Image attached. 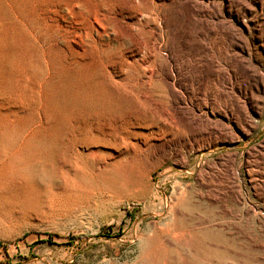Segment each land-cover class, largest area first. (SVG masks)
Masks as SVG:
<instances>
[{
	"label": "rangeland",
	"instance_id": "1",
	"mask_svg": "<svg viewBox=\"0 0 264 264\" xmlns=\"http://www.w3.org/2000/svg\"><path fill=\"white\" fill-rule=\"evenodd\" d=\"M154 1L0 0V264H180L173 217L186 264H264V0ZM187 25L206 36L181 50ZM171 62L220 131L146 138L179 125L143 77Z\"/></svg>",
	"mask_w": 264,
	"mask_h": 264
},
{
	"label": "bare ground",
	"instance_id": "2",
	"mask_svg": "<svg viewBox=\"0 0 264 264\" xmlns=\"http://www.w3.org/2000/svg\"><path fill=\"white\" fill-rule=\"evenodd\" d=\"M140 1L142 2L143 0H133L134 6H135L134 8L136 9V12H141L140 11V6H141ZM150 2L156 8H159L161 6L160 4H157L154 0H150ZM188 18H191V15H189ZM168 24L169 23H167V22H162V24H160L158 22L157 24H155L152 27L151 31H148L149 34L152 36V39H153L152 44L158 50L160 49V46H158L160 44V41L163 40L164 35L168 34L167 31H164V32L162 31V27H168ZM190 26H191V24H190ZM190 26L187 25L186 27L181 28L174 33L175 36L178 38L181 50L187 48L191 43L193 45L196 44L197 35L206 36V34L201 29H198L197 27H196L197 30L193 34L192 28ZM200 48H199V50H195L198 54L202 53L205 47H203L202 49H200ZM166 50H168L169 52H173L174 49L171 46H168ZM159 53L161 54L162 51H159ZM203 66L205 67V65H203ZM160 70H161L160 65L153 64L150 67V69L145 72V75L144 76L142 75V76L147 80V82L153 83V81H154L155 83L156 82L160 83V86L161 85L163 86L162 90L158 92V97H159L160 101L165 100L167 102V104H170V106L167 107L170 111H173L174 113H178L176 117H177V121H178L179 125L174 126L171 123H168L164 127L157 128L156 131L150 130L145 135L146 138H148V137L166 138L167 136H175L178 133L182 134V132L180 131L179 128H187V132L190 133V136L193 140H195L196 137L211 134V130L217 129L218 131H220V129H218L219 127L218 128L216 127L217 125L215 127L212 126L211 128H206V127L202 126L194 118H193V122L191 123L188 120V117L185 115V112H183L184 109L191 107L190 113H191L192 117L200 114V115H204L206 117V119H208V108H210L211 112H215L216 109H219V111H220V108H219L220 105L219 104H218L219 106L216 105V102L213 98H210L209 100H207L206 98L203 100L196 98L195 100H193L191 97L190 91H187L189 102H188L187 98L185 97V95H183V94L176 96L174 91H173V86L177 83L182 85V79L177 74V64L175 62L170 63L169 69L166 71L165 74H160ZM211 71L214 74H219L217 69H213L211 66L206 65L205 73H209ZM172 72H176V73L173 74ZM237 79H238L237 73L235 70H233L232 75L226 79L225 83L230 84L232 87L237 86V88L240 90L241 89V83L238 82ZM184 87H185V85H184ZM223 95L225 98V94H223ZM223 105L226 109L230 110L231 117L234 121V124L239 127V125H240L239 118L237 116L234 118V115H233L235 111L240 112V101H239V99L238 98H234V99L229 98L227 101H225V104H223ZM196 111H198V113ZM223 114L225 115V113H223ZM175 218H177V217L172 218L173 219V227H172L173 233L172 234H174L173 237L175 238V242H169V243L172 245H177L178 242L185 243L186 247L184 249L187 252V254H185V255L188 257L191 253L194 252L193 249H195L197 247V240H196L197 232L192 231L190 224H187L185 222L179 223L178 221L174 222ZM182 221H183V219H182ZM166 240L169 241L167 239V236H166ZM186 258L182 259L180 264H186V260H187Z\"/></svg>",
	"mask_w": 264,
	"mask_h": 264
}]
</instances>
